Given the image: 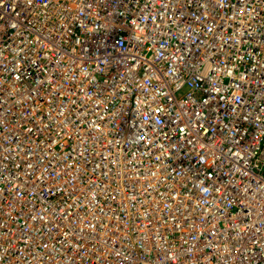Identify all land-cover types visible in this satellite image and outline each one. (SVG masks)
<instances>
[{"label": "built area", "instance_id": "1", "mask_svg": "<svg viewBox=\"0 0 264 264\" xmlns=\"http://www.w3.org/2000/svg\"><path fill=\"white\" fill-rule=\"evenodd\" d=\"M258 187L264 0H0V264H264Z\"/></svg>", "mask_w": 264, "mask_h": 264}, {"label": "bare ground", "instance_id": "2", "mask_svg": "<svg viewBox=\"0 0 264 264\" xmlns=\"http://www.w3.org/2000/svg\"><path fill=\"white\" fill-rule=\"evenodd\" d=\"M260 91H263V90L260 89ZM58 102L61 103V101H58ZM60 108H62V107H60ZM63 116H65V112L61 115V117H63ZM239 155H242V154L238 153V155H236V156H239ZM249 157H251V154L249 155ZM249 157L247 158V160L249 159ZM245 163L240 165V166H237L236 169L232 173H234L236 170H241V169L244 172H246L247 167H246ZM49 185L51 187L56 188L59 185H63V182L60 181L59 179L58 180L50 179ZM251 192L256 196H260L263 200L262 202H256V203H251L252 201L246 202L247 207L250 205L249 206V208H250L249 209L250 210L249 211V220H250L251 224L255 226V233L253 232V235H254V238L255 237L257 238V237H260V235L262 233H264V188H259V187L254 188L253 190H251ZM232 195L239 196L242 199H244V195H242L240 193H236V194H232ZM225 214H226V212H225ZM244 217H247V213L243 216H240V218L233 219L231 223L234 225L238 224L240 221L239 219H243ZM62 218L64 219L63 226L70 228L74 233V236L72 237L71 242L74 245H77L78 242H80V243L84 242L83 240H85L87 237L83 236L84 233H81L83 230H80V231L77 230L76 231V229H75L76 228V221L78 219L77 218H69V217L64 216V215L62 216ZM247 219H248V217H247ZM263 236H264V234H263ZM85 241H90V239H86ZM81 245H83V244L81 243ZM87 247H90V244H88ZM261 249L264 252V244H263ZM87 251H89V250H87ZM149 252H150V250H146V254ZM252 252H253V248L250 245H242V246L237 247L233 250L230 249L229 251H227L226 253H224L222 255V258L220 259L218 264H238V263H236V259L239 257L243 258L244 260H248L247 264H251V260H249V259L252 255ZM89 255L90 254H88V256ZM89 257H91V255ZM92 258H94V256H92ZM66 264H72V262L69 261ZM91 264H97V263L93 262ZM115 264H116V262H115Z\"/></svg>", "mask_w": 264, "mask_h": 264}, {"label": "rangeland", "instance_id": "3", "mask_svg": "<svg viewBox=\"0 0 264 264\" xmlns=\"http://www.w3.org/2000/svg\"><path fill=\"white\" fill-rule=\"evenodd\" d=\"M104 199H106V198H104ZM83 228H84V223L82 222V220L78 219L76 221V228H75L76 231L77 230L78 231L83 230ZM81 233H84V231H82ZM83 236H85V234ZM88 237L89 236H87L86 239H89ZM71 240H72V237H71ZM85 240H83L84 242H81V243L83 244L82 246H84L86 248V253L84 255H85V258H87L88 257V254H89V251H87V250H89V248H90V247H87V245L90 244V241H85ZM126 240L129 241V239H126ZM136 244H138V243L136 241H134V244L132 245V247H134Z\"/></svg>", "mask_w": 264, "mask_h": 264}]
</instances>
